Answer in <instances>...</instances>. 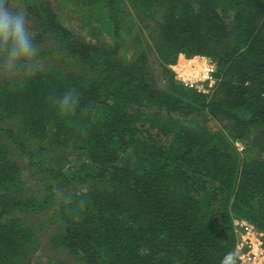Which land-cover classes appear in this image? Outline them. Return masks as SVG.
<instances>
[{"label": "trees", "instance_id": "1", "mask_svg": "<svg viewBox=\"0 0 264 264\" xmlns=\"http://www.w3.org/2000/svg\"><path fill=\"white\" fill-rule=\"evenodd\" d=\"M10 2L50 64L22 88L0 81V264L40 248L18 212L49 211L51 246L82 264H221L235 219L264 231V0H59L111 43L84 40L50 0ZM181 53L215 60L213 96L176 79Z\"/></svg>", "mask_w": 264, "mask_h": 264}, {"label": "rangeland", "instance_id": "2", "mask_svg": "<svg viewBox=\"0 0 264 264\" xmlns=\"http://www.w3.org/2000/svg\"><path fill=\"white\" fill-rule=\"evenodd\" d=\"M52 3L59 19L73 32H76L80 37H82L84 40L90 43H97L99 41L109 42L111 43L113 41L112 38H109L107 35L102 33L96 25H92L89 27H83L80 23V15L74 12L72 7L66 8V9H58V2L59 0H50ZM231 11L226 15L230 16ZM30 26V23H29ZM151 34H147V38L145 41V47L147 48V51L150 54V69L152 70V76L154 78V81H156V84L161 88H168L169 82L166 78V75L161 70V61L159 60L156 52H155V45L152 41L149 40ZM204 55H186L185 53H181L176 62L173 64H169V67L172 69V71L175 74L176 79L180 80L178 73L179 72H186L187 74H192L199 72L202 68L204 62L209 60L211 57L204 56L208 59L200 58ZM191 59V60H190ZM212 59V58H211ZM191 62H190V61ZM212 61L215 63V60L212 59ZM41 65L50 64V61H41ZM216 65V64H215ZM217 72V67H216ZM215 72V74H216ZM4 80L3 78H0V81ZM217 84V75H215V83L213 88L209 90V95L213 96L215 92V86ZM78 102L75 99H66L64 103L62 104L63 109L65 112L67 111H74L77 107ZM144 122V121H142ZM209 126L212 127L214 130L216 129H223L222 125L218 121H209ZM144 125V123H143ZM50 129H53L52 124L50 125ZM242 145H245V143H242ZM67 156L72 161H77L78 157L76 156V151L74 148H69L67 151ZM264 156V153L262 154ZM14 157L17 161L21 164L23 170H24V177L31 178V170L28 168V165L26 163V160L21 157L18 152L14 153ZM13 216L22 217L25 220L29 221L36 229V234L38 236L39 242H40V248L38 251L33 255V264H45L46 260L48 258H57L66 261L68 264H82L79 261H77L72 255H70L68 252H66L63 249H58L53 246H51L49 240L53 236L55 232H57L58 228L56 224H49L48 219L50 216V212H42L38 214H25V213H15Z\"/></svg>", "mask_w": 264, "mask_h": 264}, {"label": "clouds", "instance_id": "3", "mask_svg": "<svg viewBox=\"0 0 264 264\" xmlns=\"http://www.w3.org/2000/svg\"><path fill=\"white\" fill-rule=\"evenodd\" d=\"M42 70L39 48L34 41L28 13L13 8L10 0H0V78L10 87H24L26 78ZM70 93H66L63 104ZM237 253L229 252L221 264H236Z\"/></svg>", "mask_w": 264, "mask_h": 264}, {"label": "built area", "instance_id": "4", "mask_svg": "<svg viewBox=\"0 0 264 264\" xmlns=\"http://www.w3.org/2000/svg\"><path fill=\"white\" fill-rule=\"evenodd\" d=\"M200 58L208 59L204 56ZM215 72L216 65L210 58L204 62L200 73L193 72L189 75L186 72H179L178 75L180 81L186 87L208 93L214 86ZM237 145L240 150L243 149V145L240 142H237ZM234 224L238 236L236 246L238 264H264V231L246 219H235Z\"/></svg>", "mask_w": 264, "mask_h": 264}]
</instances>
